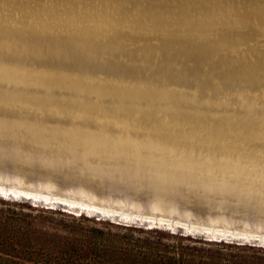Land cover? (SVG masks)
I'll list each match as a JSON object with an SVG mask.
<instances>
[{
    "label": "rangeland",
    "instance_id": "374dc122",
    "mask_svg": "<svg viewBox=\"0 0 264 264\" xmlns=\"http://www.w3.org/2000/svg\"><path fill=\"white\" fill-rule=\"evenodd\" d=\"M83 1L0 0V36L16 35L18 38L22 36L30 39L22 42L0 37V123L4 124H0V137L14 130L23 131L25 136L38 133L33 130L39 129H30V126L34 125L28 124L27 121H14L10 118L27 119L37 125L45 123L65 137L53 135L58 136L57 140L53 141L56 143L50 142L47 146L38 144L35 139L32 144L37 147L43 145L40 146V151H45L43 154L59 161L72 158L73 163L74 159L83 161L82 165L90 164L95 155L108 159L116 157L119 161L122 158L139 161V157H149L151 160L154 158L155 155H149L143 150L146 148H169L174 149L176 153L184 150L195 162L190 163L189 168L196 169L187 173L182 171L181 173L186 174H182L184 179L199 183L209 181L210 178L216 183L221 180L213 178L225 179L227 176L230 178L226 179L229 182L231 180L249 189L242 191L252 194L254 199L258 193L264 195V31L261 32L259 27H253L251 24H246L244 26L246 28L234 30L231 26L234 16L230 14L231 16L227 15L229 17L227 18L226 15L215 14L216 12L205 15L204 5L199 8L200 11L183 17L184 19L179 22L176 16L167 18L161 15L140 21L143 14L134 15L125 23L122 30L105 28L101 34L92 35L91 40L85 41L84 32L93 28L92 23L89 24L85 17L71 13L76 5H89L88 0ZM100 1L101 4L93 8L103 10L105 6H111L114 2ZM161 20L169 22L166 27L161 28ZM196 26L209 30H206L208 31L206 34L203 33V37L196 39L194 45L200 49L201 46L214 44V50L201 48L200 52L192 49L177 51L176 49L183 46L177 40L181 37L183 41L185 39L181 34H186L190 28ZM114 31L118 32L115 34ZM248 32L254 33L251 36L258 33L261 35L258 34L256 35L258 38H252L251 41L243 42L235 48H227L222 43L228 33L232 35V38L228 39L232 40L243 35L250 36ZM191 44L192 42L185 43L186 46H193ZM208 52L211 54L206 58ZM162 76L172 79L170 81L167 78L155 79ZM75 130L96 136L86 137ZM103 137L128 141L103 142ZM106 143L114 147L125 145L126 148L115 150L106 146ZM6 146V143L2 144L0 151L21 153L20 151L26 148L21 145L20 151H10ZM3 148L5 150H2ZM175 148L180 150L176 151ZM28 156L31 159L36 158L34 155ZM12 160L14 159H9L11 162ZM148 162L150 165L157 164L156 169L151 172L160 179L152 176H145L146 178H155L158 183L164 184H183L178 180L172 179L171 182L164 179H170L162 172L166 169L164 164L154 160ZM213 166L221 171L217 174L218 177L212 176L214 173L208 171L209 168H214ZM2 169L0 173L16 175L13 168L7 166ZM58 169L61 171H57L56 174L61 175L65 172L61 168ZM92 171L101 173V170ZM25 172L23 170L22 173L44 174L54 173V170L43 171L37 168L32 173ZM42 181H45L43 177L34 174L25 178L23 187L2 181L0 186L57 196L82 204L94 203L97 207L122 211L127 215H152L159 219L172 217L174 220L188 223L213 224L219 229L226 228L238 233L249 231L253 235L256 231L264 232L261 228L256 230L252 226L248 228L239 224H229L226 218L228 216L252 222L251 224L256 222L257 218L245 212L251 210L250 208L254 214H264L262 201L250 203L248 209L232 215L228 211L229 205H233L234 211L239 209L237 206L240 208L244 206L236 202L238 198H233L235 193L225 190L231 189L228 188L229 185L207 186L208 191L219 192L222 189L221 193L232 195L229 197L231 200L226 203L205 202L207 207L226 211L225 213L211 212L215 215V218H212L204 205L194 204L188 209L196 215L188 216L189 212H184L188 218L184 219L181 216L173 217L174 213L171 214V205L174 204L172 209L175 212L178 209L179 202L175 196L161 197L155 195L157 192H151V197L144 191L136 193L133 189L126 193L113 194L112 189L106 186H99L100 190L97 192L93 185H81L76 181H67L63 177L54 180L55 189L47 190L38 186ZM95 181L112 184L111 180L106 179ZM126 185L128 184L120 186ZM183 185H186L187 189L191 187L202 189L200 185ZM82 187L86 188L90 195L96 194L97 201L90 202L77 194ZM149 187L150 185H136L135 189H150ZM182 190L185 192L186 189ZM261 198L264 199V196ZM0 199L3 198L0 196ZM102 199H105V202H102ZM117 200L125 201L122 210L114 209ZM232 201H235L236 206ZM10 202L32 205L25 200ZM132 202L142 204L151 202L154 214L147 210L143 213L130 210L126 204ZM160 203L162 205L158 206ZM34 207L51 209L41 204ZM51 210L64 212V208L59 204ZM156 212L162 214L157 215ZM88 215L90 216L86 213L83 216L89 217ZM74 216L80 218V215ZM92 216L89 218L97 220ZM103 221L112 223L111 220ZM161 230L172 233L165 228ZM185 236L207 240L196 234ZM227 242L262 247L251 241Z\"/></svg>",
    "mask_w": 264,
    "mask_h": 264
},
{
    "label": "bare ground",
    "instance_id": "6f19581e",
    "mask_svg": "<svg viewBox=\"0 0 264 264\" xmlns=\"http://www.w3.org/2000/svg\"><path fill=\"white\" fill-rule=\"evenodd\" d=\"M83 1V0H82ZM84 2V1H83ZM207 4H204L200 1V3L196 0H114L113 5L111 6H105V8L102 10V8H93V7H97L98 4H101L100 0H88L89 5L86 4H80V5H76V7L74 9L71 10V13L75 16H82L88 19L89 24L92 23V29H86L84 32V39L85 41H89L93 38V36L101 34L103 32V30L105 28H118V30H122L123 27L125 26V23L128 22L130 20V18L134 15L139 16L140 14L142 15V20L147 19L149 17H154L157 18L161 15L166 16L167 18H171L172 16H176L177 17V21H181L186 17H189L195 13H197L200 7L206 5L204 7V10L207 11V13H210L212 11H214V7L217 5L216 1H211L208 0ZM110 7V8H109ZM208 9H213V10H209ZM102 10V11H101ZM207 13H204L205 15ZM257 15V16H256ZM256 15H251L253 16L251 19L252 21H247L248 24H251L253 27H259L264 31V12L261 13H256ZM184 17V18H183ZM183 18V19H182ZM246 19V17L244 18ZM249 19V17H248ZM247 19V20H248ZM255 21V22H253ZM169 22H164L163 20L160 21L161 24V28H164L167 26ZM246 24L243 23L241 24V21H237L234 20L232 23V28H234V30L238 29V28H242L244 27ZM246 28V27H244ZM249 28V27H248ZM257 29V28H256ZM209 29L206 28H200V27H193L190 28V30H188L189 32H187L186 34H181L183 37H185L184 41L183 38L181 37L179 40V43H182L183 46L180 49H176L178 50H187V49H192L196 52H200L201 48H205L206 50H209L210 48H212L214 50V44H210L209 46H201L200 49L199 47L197 48L195 44V40L198 38L203 37V33H207ZM250 30V29H249ZM108 31V30H107ZM251 31V30H250ZM256 31V30H255ZM254 31V33H255ZM118 32V31H116ZM116 32L114 31V33L116 34ZM245 32V31H244ZM253 32V31H252ZM258 32V31H257ZM120 33V32H119ZM252 33V34H254ZM121 34V33H120ZM118 34V35H120ZM246 34V32H245ZM249 34V32H248ZM252 34H249L250 36H245L243 35L242 37H237V39H228L229 37L232 38V35H230V33H228V36L225 37L224 42L222 41V43L227 47H238L241 45V43H246L252 40V38H258V34L251 36ZM3 35V34H2ZM93 35V36H92ZM122 35V34H121ZM120 35V36H121ZM261 35V34H259ZM2 39L8 40V39H17L18 41H30V39H26L23 38L21 36V38H18V36L13 35V36H5L2 37L0 36ZM11 37V38H10ZM213 41V40H212ZM210 41V42H212ZM190 42H192L191 45L193 46H186L185 43L190 44ZM5 44V42H4ZM185 45V46H184ZM175 50V51H176ZM212 50V51H213ZM174 51V52H175ZM211 51V52H212ZM211 52L207 54L206 58L211 54ZM171 53V52H169ZM203 54V53H202ZM113 66V65H112ZM114 67V66H113ZM167 78L169 81L172 79L170 77L167 76H162V77H156L155 79L157 80H163ZM151 79V78H148ZM147 81V80H146ZM175 81L178 82V80L175 79ZM182 81V80H180ZM2 108H5L3 106H1ZM4 117H6L5 115H2ZM14 121L16 120H21L24 122H28V124L30 125H34V126H30L31 128H36L39 130H33L35 132H38L36 134H30L29 136H25L26 134L23 131H18V130H14L11 131V133H7L4 137H0V146L4 143H6V147H8V149L10 151H20V146H26V148H24V150L20 151L21 153L17 152H8V151H0V162L2 163H8L11 162L9 161V159H14L12 160V163H14L16 166H22V171H31V172H25L27 173H32L34 171L37 170V168H41L43 171H45L46 169L49 170H54V174L57 173V171H61L58 168L63 169L66 172H71L72 173H68V174H73V173H79L81 174V176H84L85 179L88 180H107L112 182V184H116L119 183V185H124V184H128L126 185V187H130V188H136V185H141V186H145V185H150V192H157L155 195L156 196H175V198H179L176 197L177 195L179 196H185V197H195V199L199 200V202H201L202 200L205 202H222V203H226L228 201H230L231 199L229 197H231L232 195L227 194V193H221L223 192L221 188L218 187V189H221V191H208L207 190V186H209V184H213L216 187L217 186H221L224 187L225 185L231 188V189H225L226 191H232L233 193H235L233 196V198H238V200H236L237 203L242 204L244 206V208L248 209V205H250V203H261L263 201L264 203V199L261 198L262 196H264L262 193H258L256 194L257 196L255 197V199L253 198L254 196L252 194L249 193H245L244 191H248L249 189H246L244 186L239 185L236 182H230L226 179H230L227 176H225V179H218V175L220 171V169H216L215 166H213L214 168H209V172L210 173H214V177H218V178H213V180H221L218 181L216 183H213L209 178V181H203V182H199V183H195L193 181H190L188 179H184L183 176L186 175L185 173H187V171L189 170H196V169H191L190 167V163L191 164H195L194 161H192V159H190L191 157H188L186 155V152L184 150H181V152H175L174 149L170 150L169 148H159L157 149V147L154 148H146L143 149L141 146V148L147 152V154H151L152 156H154V158L149 159V157H139L140 160L139 161H135L132 158H122L119 160H117L118 158L113 157L111 159L108 158H104V156H93V159L91 160L90 164L87 163L86 165H82L83 161L81 160H75V162L73 163L72 158H70L69 160H63V161H59L56 158H53L52 156H48L45 153V151H40L41 147L43 145H48L50 142H53L55 140H57L58 136H53V135H59L62 137H65L63 135H60L58 132L59 131H54L51 127H49L50 125H47L45 123L41 124L38 123L34 124V122H30L27 119H15V118H10ZM32 123V124H31ZM1 125H4L2 123H0ZM0 125V127H1ZM55 127V126H53ZM59 128V127H57ZM61 130H68V129H63V128H59ZM45 130V131H44ZM46 130H50L49 132H47ZM69 131H74V130H69ZM65 132V131H63ZM75 132H80L83 136L86 137H94L96 135H87L86 133H84L83 131L80 130H75ZM25 135H24V134ZM102 137V136H99ZM34 139L37 141L38 144H43V145H39V147H37V145H34L32 143H34ZM104 141H119V142H127L128 140H122V139H111V138H107V137H103ZM101 139V140H103ZM95 141V140H93ZM135 141V140H133ZM137 141V140H136ZM29 145H26L28 144ZM54 144L56 142H53ZM148 145L150 144L149 142H147ZM106 146H109L112 149H118V150H124V148H126L125 145H123V147L119 146H113L110 143H106ZM105 145V144H102ZM152 145V144H151ZM151 147V146H149ZM2 150H5V148H3ZM136 150V149H135ZM141 150V149H140ZM176 150V148H175ZM180 149H177L176 151H179ZM154 151H158V153H155ZM23 152V153H22ZM144 152V153H145ZM51 154V153H48ZM141 154V153H139ZM28 155H34L36 158L31 159L28 158ZM82 157H85V155H82ZM74 158V157H73ZM135 159V158H134ZM155 161V162H160L161 164H164V168L162 172L164 173L165 176L170 177V179L168 178H164L166 180H170L172 182V179H174L175 181H179L182 182L183 184H193V186L195 185H200L202 187V189H197L196 187H191L189 189L185 188L186 185L183 184H176V183H171V184H164V183H158L156 181L155 178L160 179V177L156 176L153 174V172H151L152 170H155L157 167V164H152L150 165L148 161ZM85 162V161H84ZM29 164H33L32 166H29ZM147 167V168H146ZM128 168V169H125ZM147 169V170H146ZM92 170H101V173H96L93 172ZM106 171V173L104 172ZM185 172V173H181V172ZM63 172V171H62ZM39 173V172H38ZM162 174V173H161ZM184 174V175H182ZM145 176H152L155 177L154 179H148ZM211 176V175H210ZM91 179H89V178ZM175 177V178H174ZM115 180H117L118 182H116ZM104 182V181H101ZM106 182V181H105ZM125 182V183H124ZM227 182V184H225ZM246 182V181H245ZM1 184V183H0ZM6 184V183H5ZM22 183L20 181H17V183L14 186H20ZM27 184V183H26ZM4 185V184H3ZM158 185V186H157ZM234 186V187H233ZM210 187V186H209ZM27 188V187H26ZM162 188H166L165 190H163ZM237 188V189H236ZM161 189L163 190V192L161 191ZM182 189H186L185 192ZM241 189V190H239ZM0 190H2L4 192V196L7 197L9 194H16V195H20L24 198L26 197H33L34 199H27L26 200H30L33 201V203L37 204H41L44 206H48L47 208H55V205L58 204L65 208L67 211L69 212H75L77 215H81L82 212H86L89 213L90 216L93 215V213L95 212H100L103 216L104 215H108L109 217L111 215H120V221L122 222H127V223H133V221L130 220H136V219H142V221L144 220H149L153 226L159 227V228H165L169 231L172 232H176L177 233V229H181L184 230L186 235H199L202 237H205L207 239H211V240H223V241H229L230 237L232 239V241H240L241 239H243L244 241L242 242H250L252 239L254 240V242L256 240H260V245L264 246V232L261 233L260 231H256L255 235L252 234V232L246 231L245 233H238L236 231H231L230 229H226V228H217L216 226L212 225H204V224H197L195 222L193 223H188L181 221V220H174L172 217L170 218H155L152 215H143V214H132V215H127L122 211H116V210H109L106 208H100L97 207L94 203H78V202H71L67 199L61 198V197H52L50 195H45L42 193H38V192H29V191H24L21 189H13V188H7L4 186H0ZM158 190V191H157ZM244 190V191H242ZM23 194V195H21ZM225 195V196H224ZM116 196V195H115ZM2 197V196H1ZM3 199H5L4 197H2ZM263 199V200H262ZM7 200V199H6ZM19 201L20 199H14V201ZM201 200V201H200ZM100 201V200H99ZM225 201V202H224ZM111 203V202H110ZM168 203V202H167ZM234 203V202H233ZM251 204V205H252ZM74 205H78L79 207H74ZM162 205V203L158 204ZM174 205V204H173ZM170 207L171 210V214L172 213H176L174 211V209H172V206ZM159 208V207H158ZM189 208V207H188ZM160 209V208H159ZM75 214V215H76ZM84 214V213H82ZM170 214V215H171ZM173 215V214H172ZM111 219H114L111 217ZM109 220V219H108ZM215 223V222H214ZM217 223V222H216ZM124 224V223H123ZM128 225H133V224H128ZM258 233V234H257ZM252 234V235H251ZM252 242V241H251Z\"/></svg>",
    "mask_w": 264,
    "mask_h": 264
},
{
    "label": "trees",
    "instance_id": "16d2710c",
    "mask_svg": "<svg viewBox=\"0 0 264 264\" xmlns=\"http://www.w3.org/2000/svg\"><path fill=\"white\" fill-rule=\"evenodd\" d=\"M0 199V264H264V248Z\"/></svg>",
    "mask_w": 264,
    "mask_h": 264
},
{
    "label": "water",
    "instance_id": "95a60500",
    "mask_svg": "<svg viewBox=\"0 0 264 264\" xmlns=\"http://www.w3.org/2000/svg\"><path fill=\"white\" fill-rule=\"evenodd\" d=\"M196 1V0H194ZM199 3L200 1L204 4H207L208 0H197ZM213 1V0H211ZM217 1V5L214 7V11L210 12V13H219L220 15H226L227 18H229L227 15H232L234 16V20H237V21H241V24L245 23V24H248L247 21H252V17L251 15H256V13H261V12H264V0H216ZM209 10H213V9H208ZM205 11V10H204ZM207 13V11L205 12ZM208 13V14H210ZM218 14V15H219ZM230 15V16H231ZM257 16V15H256ZM246 17V19H244ZM249 17V19H248ZM248 19V20H247ZM216 20V19H215ZM255 22V21H253ZM10 167V168H13L14 169V172H16V175H8V174H3V173H0V182H12V183H17V181H20L22 184L18 187H23V185H25V178H28L29 175H34V174H37L39 177H43V179H45V181H42L40 183H38V186L43 188V189H47V190H53L56 188V184L54 183L55 181L54 180H57V178L59 177H63L64 179H66L67 181H76L78 183H80L81 185H93L94 187L97 188V192L100 190L99 189V186H106L110 189H112V192L113 194L116 193V194H122V193H126V191H129V190H135L136 193H140V192H145L146 194L151 195V192L150 190L148 189H145V188H141V190H136L134 188H129V187H124V186H120V185H116V184H109L108 182H105V183H101L99 181H95V180H88V179H85L84 176H81V174L79 173H73V174H68V173H63L61 175L59 174H54V173H44V174H40V173H34V174H29V175H24L21 171L22 169V166H16L14 163L12 162H8V163H2L0 162V171H2L3 169L2 168H5V167ZM1 182V183H2ZM127 189V190H126ZM77 194H80L83 198L87 199L88 201L90 202H95L97 201V195H90L89 194V191L86 190V188L82 187L81 189H79L77 192ZM2 197H5V196H2ZM176 197H179L177 198V201L179 202L178 203V209H177V212L174 213L172 216L173 217H177V216H181L182 218L185 219V215H184V212H189L188 216H194L196 214H194L190 209H188L189 206H192L194 204L196 205H204L205 206V209H207L210 214L208 215H212L213 213L211 212H218V213H225L226 211H219L218 209H211L209 207H207L208 205L205 203V201H201L199 202V200L195 199V197H183V196H179L177 195ZM129 198V197H128ZM7 199L8 201H14L15 196L12 195V194H9L7 196ZM20 200H25V201H29L30 203H32V205L34 206H37L35 205V203H33V201H30V200H26V198L20 196ZM129 200V199H128ZM153 200V199H152ZM151 200V201H152ZM102 202H105V199H102L101 200ZM114 202V200H113ZM233 202V201H232ZM235 203V201H234ZM116 204V207L114 209H123L125 207V201L124 200H117L115 202ZM135 205H137V207H134ZM229 205V204H228ZM126 206L130 209V210H135L136 212H141L143 213V211L147 210L150 214H154V210L153 208L151 207V202L150 203H147V204H142V203H128L126 204ZM235 206H236V203H235ZM233 205H229V209L228 211L233 215V214H239L241 213L243 209V207L240 208V206H237V208H239L237 211H234L233 210ZM53 209V208H51ZM252 210V208H250ZM251 210H249L248 212L245 210V212L247 213V215H252L253 218H257L258 220L256 222H254L253 224H251L252 222H249V221H243V220H236L232 217H226L229 224H239V225H242L244 227H255L256 230L261 228L262 231H264V214H254ZM65 213H70L69 211H67L65 208L63 210ZM84 214H86V212H82ZM81 213V215H82ZM156 214L160 215L162 213L160 212H156ZM75 215V214H73ZM80 215V216H81ZM184 215V216H183ZM246 215V214H245ZM246 215V216H247ZM89 216V215H88ZM90 217V216H89ZM92 217H95L97 220H111L112 222L116 223V224H123V225H128V224H133V225H136L138 227H145L146 229H161L159 227H156L152 226V224H150L151 222L149 220H144L142 221V219H136V220H130V221H133V223H127V222H122L120 221V218L121 216L120 215H111L110 217L108 215H102L100 212H95L93 213V216ZM114 218V219H111ZM212 218H215V215H212L211 216ZM186 219H188L186 217ZM206 220H208V218H206ZM210 223V221H209ZM177 232L178 233H182L183 235H185V232L184 230H181V229H177ZM173 233V232H172ZM175 233V232H174ZM207 239V238H206ZM207 241H210V242H221L223 240H211V239H207ZM229 241H232L231 237L229 239ZM242 241H244L243 239L240 240L241 243H243ZM252 242H254V240L252 239L251 240ZM224 242H227V241H224ZM260 240H256L255 241V245H259L260 243ZM263 247V246H262Z\"/></svg>",
    "mask_w": 264,
    "mask_h": 264
},
{
    "label": "snow or ice",
    "instance_id": "6c2138e0",
    "mask_svg": "<svg viewBox=\"0 0 264 264\" xmlns=\"http://www.w3.org/2000/svg\"><path fill=\"white\" fill-rule=\"evenodd\" d=\"M12 195H14L15 196V198L16 199H20V195H16V194H12ZM21 195H23V194H21ZM0 196H4V192L2 191V190H0ZM5 199H7V197H4ZM27 199H34L33 197H26ZM74 207H79L78 205H74Z\"/></svg>",
    "mask_w": 264,
    "mask_h": 264
}]
</instances>
